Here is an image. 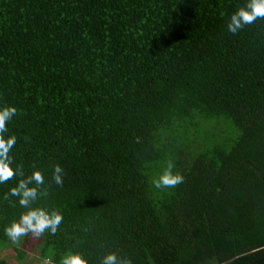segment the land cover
I'll return each mask as SVG.
<instances>
[{
	"label": "trees",
	"instance_id": "16d2710c",
	"mask_svg": "<svg viewBox=\"0 0 264 264\" xmlns=\"http://www.w3.org/2000/svg\"><path fill=\"white\" fill-rule=\"evenodd\" d=\"M245 3L0 0L12 167L41 171L48 194L33 207L63 217L36 237L35 264L69 251L87 264L109 252L131 264H264V19L226 27ZM169 160L184 182L158 189ZM19 179L0 184V249L15 264L25 253L5 229L26 209L4 195Z\"/></svg>",
	"mask_w": 264,
	"mask_h": 264
},
{
	"label": "clouds",
	"instance_id": "9594fccd",
	"mask_svg": "<svg viewBox=\"0 0 264 264\" xmlns=\"http://www.w3.org/2000/svg\"><path fill=\"white\" fill-rule=\"evenodd\" d=\"M258 19H264V0H246V3L233 12L227 21V30L236 34L246 25L255 23ZM17 109L12 106L0 108V184L19 176L15 187L4 195L7 200L9 195L17 197L20 206L26 209L21 213L17 221H13L6 229L5 234L13 242H18L21 237L32 234L41 237L46 232L55 234L62 222L59 211L49 212L43 207H33V203L41 195L46 196L47 189L44 188V176L41 171L33 166L31 175L25 176L22 168H13V159L10 156L12 148L16 144V136L8 135L7 123L16 115ZM175 164L169 160L157 179L153 181L156 188H175L184 182V177L174 172ZM64 170L57 164L53 169L52 179L55 184L63 185ZM34 185V186H33ZM60 264H87L80 252L69 251L64 254ZM100 264H131L128 257H120L115 252H109L102 257Z\"/></svg>",
	"mask_w": 264,
	"mask_h": 264
},
{
	"label": "rangeland",
	"instance_id": "374dc122",
	"mask_svg": "<svg viewBox=\"0 0 264 264\" xmlns=\"http://www.w3.org/2000/svg\"><path fill=\"white\" fill-rule=\"evenodd\" d=\"M12 245L20 248L24 251L25 256L22 262L19 264H35V257L38 256L39 248L36 237L32 235V238L26 239L25 236L21 237L18 242H13ZM0 256L6 258V264H15V257L12 248L0 249ZM36 260V259H35ZM37 261V260H36ZM42 264H50L48 261H43Z\"/></svg>",
	"mask_w": 264,
	"mask_h": 264
}]
</instances>
